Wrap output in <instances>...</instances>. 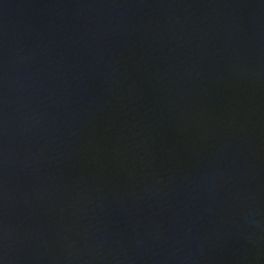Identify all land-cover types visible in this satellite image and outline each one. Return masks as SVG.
<instances>
[{
	"label": "water",
	"instance_id": "obj_1",
	"mask_svg": "<svg viewBox=\"0 0 264 264\" xmlns=\"http://www.w3.org/2000/svg\"><path fill=\"white\" fill-rule=\"evenodd\" d=\"M0 264H264V0H0Z\"/></svg>",
	"mask_w": 264,
	"mask_h": 264
}]
</instances>
